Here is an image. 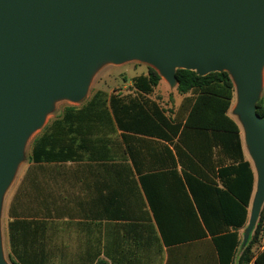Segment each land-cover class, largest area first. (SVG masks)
Here are the masks:
<instances>
[{
	"label": "trees",
	"instance_id": "16d2710c",
	"mask_svg": "<svg viewBox=\"0 0 264 264\" xmlns=\"http://www.w3.org/2000/svg\"><path fill=\"white\" fill-rule=\"evenodd\" d=\"M176 74L178 103L153 96L148 66L42 127L8 207L12 264L233 263L255 188L234 82ZM263 229L264 205L239 264H264Z\"/></svg>",
	"mask_w": 264,
	"mask_h": 264
},
{
	"label": "water",
	"instance_id": "95a60500",
	"mask_svg": "<svg viewBox=\"0 0 264 264\" xmlns=\"http://www.w3.org/2000/svg\"><path fill=\"white\" fill-rule=\"evenodd\" d=\"M131 61L170 86L178 69L230 73L255 171L248 242L264 205V0H0V264H12L4 197L31 137L57 102L83 101L102 66Z\"/></svg>",
	"mask_w": 264,
	"mask_h": 264
},
{
	"label": "rangeland",
	"instance_id": "374dc122",
	"mask_svg": "<svg viewBox=\"0 0 264 264\" xmlns=\"http://www.w3.org/2000/svg\"><path fill=\"white\" fill-rule=\"evenodd\" d=\"M148 64L141 63L138 61H131L127 62L121 65H114V64H106L102 66L97 73L95 74L89 92L88 96L81 102L78 103H72L69 101H59L55 105V110L49 114L47 123L49 120L55 118L57 115H59L63 109L68 105H76L80 106L82 105L85 100L97 89L106 90L108 93H111L112 91L119 90L122 92H127L130 86V82L124 81L126 77L132 78L135 75L145 73L148 70ZM154 97H159L162 102H171V96L173 97L174 101L176 103L180 102L182 95H180L177 91L176 86H170L169 83L162 78L159 86L156 88L155 93L153 94ZM264 101V86L261 93V97ZM236 100V95L233 101V105ZM232 105V107H233ZM232 107H231V114H232ZM233 115V114H232ZM42 128L37 131L30 139L29 144L27 146L26 150V156L30 153V146L31 142L34 139V137L41 132ZM243 134V133H242ZM245 153L248 158V152L244 145ZM27 168V161H23L19 169L16 173V176L12 182V184L9 186L5 197H4V207H3V214H2V229H3V242H4V250L5 255L8 259V252H9V238H8V229H7V222H8V207L9 203L14 195V192L16 191V188L23 177L25 170Z\"/></svg>",
	"mask_w": 264,
	"mask_h": 264
},
{
	"label": "crops",
	"instance_id": "0c3cea01",
	"mask_svg": "<svg viewBox=\"0 0 264 264\" xmlns=\"http://www.w3.org/2000/svg\"><path fill=\"white\" fill-rule=\"evenodd\" d=\"M27 166H28V164H27ZM26 169H27V168H26ZM25 171H26V170H25ZM21 179H22V178H21ZM16 189H17V188H16ZM14 193H15V192H14ZM250 211H251V204H250V206H249L248 220H249V216H250ZM247 224H248V222H247ZM247 224H246L244 227H242V228L239 229V233H240V237H241V243H240L239 247H238L237 250H236V257H235L233 263H231V264H239V263H238L239 256H240V254L242 253V251H243V249L245 248V246L248 244V242H249V240H250V238H251V236H252V233H253V232L251 233L248 242H247L246 244H244V242H243V238H244V232H245V228H246ZM66 244H67V243H66ZM72 245H74V244H72ZM258 248H259V250H262V249L264 248V229H263V231H262V233H261V242H260V244L258 245ZM249 264H255V258H253V259L250 261Z\"/></svg>",
	"mask_w": 264,
	"mask_h": 264
}]
</instances>
